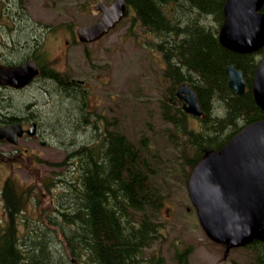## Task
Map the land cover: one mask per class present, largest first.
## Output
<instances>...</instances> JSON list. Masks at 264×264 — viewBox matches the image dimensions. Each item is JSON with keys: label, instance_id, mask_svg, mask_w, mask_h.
Listing matches in <instances>:
<instances>
[{"label": "trees", "instance_id": "obj_1", "mask_svg": "<svg viewBox=\"0 0 264 264\" xmlns=\"http://www.w3.org/2000/svg\"><path fill=\"white\" fill-rule=\"evenodd\" d=\"M225 2L127 0L129 10L135 12L132 25L139 23L159 39L156 50L165 63L168 88L159 102L167 126L161 130L160 149L150 145L146 136L134 143L122 131L100 132L99 119L93 118L98 112L86 111V91L79 83L64 84L66 79L42 66L41 75L57 86L56 102L65 109L67 124L77 131L96 125L94 139L79 144L72 140L73 150L63 163L76 161V177H36L34 193L16 186L12 179L4 183L0 199L8 218L0 228V264H168L161 250L145 254L161 242L159 218L167 176L183 178L187 184L209 152L219 151L247 125L264 120L253 95L264 46L253 53H237L221 45L218 35L225 20ZM230 64L243 73L244 95L228 85L226 67ZM184 83L195 90L204 111L197 123L175 94ZM11 105L10 96L0 87V110ZM14 117L4 114L0 123L15 122ZM56 124L63 123L59 119ZM19 155L13 153L14 161H19ZM56 184L71 190L61 209L53 204L59 198L53 189ZM30 206L37 210V217L28 214ZM248 247L253 249L251 264H264V242L253 240ZM190 252V248L177 249L176 264H189Z\"/></svg>", "mask_w": 264, "mask_h": 264}, {"label": "rangeland", "instance_id": "obj_2", "mask_svg": "<svg viewBox=\"0 0 264 264\" xmlns=\"http://www.w3.org/2000/svg\"><path fill=\"white\" fill-rule=\"evenodd\" d=\"M98 1L0 0L3 13L0 61L15 63L40 57L54 72L84 81L90 90L86 99L87 112H98L103 120L107 119L108 127L121 128L133 142L146 136L150 145L160 149L163 145L161 130L167 124L162 122L159 100L166 95L168 82L164 76L165 63L154 47L156 38L136 23L132 25L135 13L130 11L102 39L81 44L76 29L99 20L101 13L94 7ZM103 1L110 4L113 0ZM56 87L49 77L41 75L23 90H3L10 96L12 105L0 110V118L4 114L20 115L25 119L32 116L39 121L46 144L41 146L28 138L22 139L17 147L0 142L3 160L0 161V190L12 179L16 186L25 191L30 188L34 193L36 177L57 179L66 175L69 179L78 175L76 161L63 162L73 150V139L78 144L93 141L96 125L77 131L76 126L67 124V113L56 102ZM59 119L63 123L60 126L56 124ZM193 121L197 123L195 118ZM110 128V132H116ZM16 149H22L19 161L13 159ZM162 157L165 163L167 156L163 154ZM166 179L169 185L159 218L163 223L161 242L146 249L145 254L161 250L168 264H176V250L190 248L189 264H251L253 249L248 246L227 248L226 244L213 242L199 223L185 184L178 178L167 176ZM53 189L59 194L53 204L61 209L60 205L70 197L71 190L58 184ZM28 214L37 217L34 206L28 208ZM7 218L0 199V228Z\"/></svg>", "mask_w": 264, "mask_h": 264}, {"label": "water", "instance_id": "obj_3", "mask_svg": "<svg viewBox=\"0 0 264 264\" xmlns=\"http://www.w3.org/2000/svg\"><path fill=\"white\" fill-rule=\"evenodd\" d=\"M127 0L95 6L99 21L80 26L82 42L99 40L125 16ZM264 0H227L226 20L220 29V43L237 53H252L264 46ZM229 87L243 95L246 85L241 70L227 66ZM39 74L33 60L24 65L0 64V84L22 89ZM253 93L264 111V59L254 77ZM184 94V95H183ZM177 95L185 101V111L201 116L196 93L184 84ZM36 123L24 130L20 123L0 126V139L17 144L24 132L34 135ZM188 190L207 235L228 247H238L254 239L264 241V120L254 122L236 134L220 151L210 152L193 170Z\"/></svg>", "mask_w": 264, "mask_h": 264}, {"label": "flooded vegetation", "instance_id": "obj_4", "mask_svg": "<svg viewBox=\"0 0 264 264\" xmlns=\"http://www.w3.org/2000/svg\"><path fill=\"white\" fill-rule=\"evenodd\" d=\"M9 0H7V2H8ZM68 42H69V40H67ZM72 81V80H71ZM70 82H66V84H69ZM15 118V120H20L21 122H24L25 121V117H22V116H20V115H17V116H15L14 117ZM24 126V128H27V126L26 125H23ZM37 136V137H36ZM45 137V134H44V132L43 131H41V128L40 127H38V131H37V133H36V135L35 136H33V137H31V139H33V140H35L36 142H39V143H41V139H43ZM190 208H188V210H189Z\"/></svg>", "mask_w": 264, "mask_h": 264}, {"label": "bare ground", "instance_id": "obj_5", "mask_svg": "<svg viewBox=\"0 0 264 264\" xmlns=\"http://www.w3.org/2000/svg\"><path fill=\"white\" fill-rule=\"evenodd\" d=\"M64 75V74H63ZM63 85V84H62ZM64 86V85H63ZM56 91V90H55ZM74 92V91H73ZM68 94V93H67ZM71 94V93H70ZM69 96V95H68ZM2 108V107H1ZM6 108V107H5ZM31 113V112H30ZM31 116V115H30ZM32 117V116H31ZM36 117V116H35ZM13 118V117H12ZM91 121V120H90ZM35 136V135H34ZM37 137V136H36ZM102 144V143H101ZM107 144V143H106ZM113 144V143H112ZM105 147V146H104ZM102 148V147H101ZM94 149V148H93ZM94 151V150H93ZM95 152V151H94ZM78 176V175H77ZM62 185V184H61ZM8 214V213H7Z\"/></svg>", "mask_w": 264, "mask_h": 264}]
</instances>
